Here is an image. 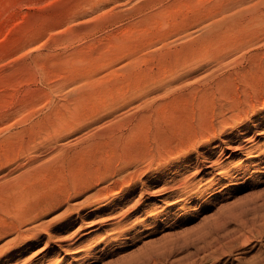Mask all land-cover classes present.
I'll use <instances>...</instances> for the list:
<instances>
[{
  "label": "rangeland",
  "instance_id": "rangeland-1",
  "mask_svg": "<svg viewBox=\"0 0 264 264\" xmlns=\"http://www.w3.org/2000/svg\"><path fill=\"white\" fill-rule=\"evenodd\" d=\"M245 114L264 128V0H0V264H264L260 132L97 247L18 241L119 162L167 156L160 180L230 126L248 139Z\"/></svg>",
  "mask_w": 264,
  "mask_h": 264
},
{
  "label": "bare ground",
  "instance_id": "bare-ground-1",
  "mask_svg": "<svg viewBox=\"0 0 264 264\" xmlns=\"http://www.w3.org/2000/svg\"><path fill=\"white\" fill-rule=\"evenodd\" d=\"M223 61L221 63H223ZM218 64H220V61H219ZM215 66H217V64ZM182 78H183V76H182ZM255 115H256V113H253L251 115V117H254ZM248 119H250V117H248L247 115L245 116V118L243 120L239 119L240 120L239 124L242 127V132L243 133L252 132L253 126L249 125V122L247 124ZM222 124H224V122ZM224 125H226V124H224ZM248 127L250 128V130H249ZM230 128H231V131L227 132V133H225V128L223 129L222 133H225V134H223V138L222 139H220L218 137L220 139L217 142L218 144H215L216 142H213V140H208L209 141L208 142L209 145L207 144V146H205L203 152H201L200 155L199 154L197 155V153H199V152H197L196 155L194 154L195 155L194 161L191 162L187 167L181 169L184 172H177V173L174 172V173L168 175V177L161 178L160 180L158 178H157L158 180H156V179L155 180H149V179H147V177L144 179V177L147 174L151 173L152 171H155L156 169H158L161 165H163L164 161H167L166 160L167 156L166 157H164L163 155H161V156L158 155L157 157L152 156L148 162L144 161L145 163H147V165L144 164V162H141V158L136 157V156H134L131 160H129V162L128 161L119 162V164H117V166L115 165L116 166L115 168H109L107 170H104L105 172H103V174L101 175V178H100L102 183H100L98 185L96 184L92 188L90 187L89 189L85 190V192L80 194L81 195V201L80 202H77L75 200L77 203H71L70 202L71 200L67 201L69 199V197L67 199H62L63 202L59 201V203H57L58 204V206H57L58 210L55 209L56 212L51 216L52 218L50 217V219L44 220L42 223L34 226L33 228H31L29 230L28 229L27 230L26 229L25 230H21L18 233L19 240H18V238H17V240L20 241V242H23V240H26V239L42 238L41 235H42V231H43V232L47 233V234L45 233L46 234L45 235L46 236V241L44 240V242H45L44 250L45 249L46 250L50 249L52 247H57V248L61 247L62 248L64 246H67V244H69L72 241H74L80 235L81 236H90V237L92 236L93 237V241H94V238L98 237L99 239L97 241H94V247H97L98 245H100V244H98V241L100 240L99 236H102V234L104 235V232H102L101 229H108V230L112 231V230H115V229H118V228H123L124 226L127 225V220L129 219V217L134 212L135 213L146 214L149 209H151L152 207L156 206L160 202L165 203V204H169L170 203L169 199H170V197L172 198V196H171V194L170 195H168V194L177 192L179 190V188H181V187L184 188V189L188 188L189 184L191 183L190 180H191L192 177H194V176H196V175H198L200 173H205V174L211 175L213 173L214 169L220 164L219 160H220V157L222 156V153L224 152V150L229 152V156L234 155V153H236L238 151H241V150H244V149L245 150L248 149V146L245 144L244 141H246L247 144H248L251 141V139H253V137H257V133L258 132H260L261 134H264V128H262V130H260L258 132H252L253 133L252 136H250L248 139H243L242 140L243 136H240V135L239 136H235V135L231 136V135H233L232 132H233V128H235V126H230ZM201 139H203V138H201ZM213 144H215V145H213ZM182 150H184V148ZM219 151H220L219 155L216 157V159L215 158L213 159V156ZM187 154H189L188 151H187ZM49 155H51V154H49ZM49 155H48V157H49ZM54 155H55L54 156L55 159H57V158L63 159L64 157L66 158V156H67V154L64 153V150H61L59 152V154L55 153ZM26 162H27V160H26ZM33 162H34V160H33ZM40 162L41 161H39V164H40ZM47 162L48 161H46V163ZM70 162H71V160L69 161V164H70ZM36 163H34V164H36ZM69 166L70 165H68V167ZM178 167H181V166L180 165L176 166V168H178ZM190 168H192L193 171L187 173L188 171L191 170ZM69 170H70V167H69ZM65 173H67V172H65ZM71 173H72V171H71ZM67 175L68 174H65V176H67ZM68 176H70V175H68ZM70 178H71V176H70ZM73 182H75V180ZM95 183H97V182L95 181ZM71 186H72V188H74L73 185H71ZM72 190H74V189H71V191ZM117 190H119L118 192L121 191L120 193H122L123 195L120 196V194L117 192ZM75 191H77V190H75ZM115 194L116 195L119 194V197L115 196ZM60 195H61L62 198H64V197H66V195H68V193H67L66 190H63L60 193ZM166 195H168V196H166ZM180 195H182V194H180ZM175 199H176V197H175ZM152 200H154V202H152ZM44 203H46V201ZM98 204H100V208L96 207V205H98ZM41 207H42V204H41ZM55 207H56V204H55ZM37 209H39V208H37ZM17 216H19V215H17ZM46 216H48V215H46ZM33 218L34 217H32L31 219L33 220ZM28 219L23 217V219L21 220L22 221L21 224L28 222ZM40 219H41V217L39 218V221H40ZM35 220H34V222L36 223ZM130 221H132V220H130ZM37 223H38V220H37ZM23 225L26 226V224H23ZM55 225H56V228H58V230L57 229L54 230L55 229L54 228ZM30 226H32V225H30ZM127 226H129V225H127ZM23 227L24 226H22V228ZM20 228H21V226H20ZM160 228H161V226H160ZM34 230H35V232H33ZM17 231H19V229ZM49 231H51V232H49ZM113 232H111V233H113ZM148 234H149V232H148ZM143 236H145V235H143ZM114 237L115 236H113V238ZM86 238H88V237H86ZM105 240H106V238H105ZM79 241H80V239H79ZM88 241L90 242V240H88ZM28 242H29V240H28ZM44 242H42V243H44ZM118 242H119V240H118ZM12 243H13V241H12ZM78 245H79V243H78ZM87 245L89 246V244H87ZM9 246H12V245H9ZM27 246H28V244H27ZM76 247H77V245H76ZM76 247H74V248H76ZM79 249H81V248L79 247ZM71 250H73V251L75 250L76 251V249H73V248ZM109 250H111V249H109ZM12 252H13V250H12ZM82 254L84 255V253H82ZM4 255H6V254H4ZM90 255H91V253H90ZM74 257H76V256H74ZM69 258H71V257H69Z\"/></svg>",
  "mask_w": 264,
  "mask_h": 264
}]
</instances>
